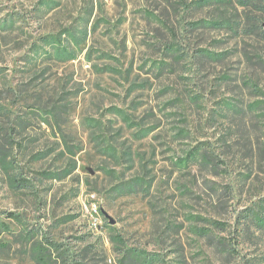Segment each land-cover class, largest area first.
Here are the masks:
<instances>
[{"label":"rangeland","instance_id":"1","mask_svg":"<svg viewBox=\"0 0 264 264\" xmlns=\"http://www.w3.org/2000/svg\"><path fill=\"white\" fill-rule=\"evenodd\" d=\"M202 1L0 0V223L34 234L0 264L41 235L61 264H264V12L248 36Z\"/></svg>","mask_w":264,"mask_h":264},{"label":"trees","instance_id":"2","mask_svg":"<svg viewBox=\"0 0 264 264\" xmlns=\"http://www.w3.org/2000/svg\"><path fill=\"white\" fill-rule=\"evenodd\" d=\"M207 0H203L202 3L201 2H197V4L199 5H204V3H207ZM236 6L242 10H249L250 15L252 17H246V25H245V29H244V33L248 36H256L258 35V31L259 29H261V25H260V19L255 17L254 15L256 13H262L264 12V0H236ZM253 14V15H252ZM244 20V21H245ZM228 22H217L214 23L212 27H216L219 26V24L222 25H228ZM199 23H196L195 25H198ZM211 26V25H209ZM262 32V31H261ZM48 38H46L44 40V45H49L50 41L47 40ZM55 49V54L56 56H58L61 60V62H67V61H71L73 60V55L70 54L68 52V50L63 47L61 45L60 42H58L57 46L54 48ZM116 114L120 115L124 121H128V117L122 115V112L120 110H116L115 111ZM16 182H18V184L22 185L24 184L26 181L24 179H20L17 180ZM6 219L11 220L12 222H14L20 229L21 231L17 234H14L11 232L10 230V226L8 224L5 223H0V235L3 233L6 234H10V235H15V237H22L23 238H28L30 237V239L32 241V236H34L33 233H29V232H25L22 229L25 226V223L22 219V217L19 214L13 213V212H8L6 213ZM254 221L256 222V224L258 226H264V219L260 218L258 216H254ZM213 226L216 228H223V224L219 223V222H213ZM28 235V236H27ZM26 240V239H23ZM27 240V241H28ZM29 251L31 253V255L33 256V259L35 261L36 264H49V262L51 261L54 264H61L60 260H61V256H62V252H63V246L60 243H57L55 241H53L52 239L41 235L40 239H37L36 241H33V243H31L29 245ZM142 264V262H141Z\"/></svg>","mask_w":264,"mask_h":264},{"label":"water","instance_id":"3","mask_svg":"<svg viewBox=\"0 0 264 264\" xmlns=\"http://www.w3.org/2000/svg\"><path fill=\"white\" fill-rule=\"evenodd\" d=\"M112 223V222H111Z\"/></svg>","mask_w":264,"mask_h":264}]
</instances>
